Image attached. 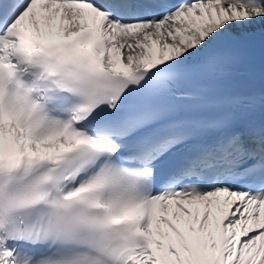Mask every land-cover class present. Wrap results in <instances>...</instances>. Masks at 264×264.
I'll use <instances>...</instances> for the list:
<instances>
[{
    "label": "snow or ice",
    "instance_id": "6c2138e0",
    "mask_svg": "<svg viewBox=\"0 0 264 264\" xmlns=\"http://www.w3.org/2000/svg\"><path fill=\"white\" fill-rule=\"evenodd\" d=\"M0 264H264V0H0Z\"/></svg>",
    "mask_w": 264,
    "mask_h": 264
}]
</instances>
